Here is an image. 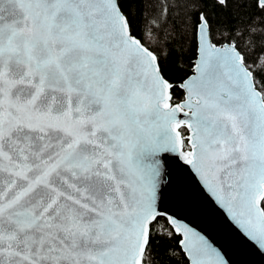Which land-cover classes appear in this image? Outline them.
<instances>
[{"label":"snow or ice","instance_id":"6c2138e0","mask_svg":"<svg viewBox=\"0 0 264 264\" xmlns=\"http://www.w3.org/2000/svg\"><path fill=\"white\" fill-rule=\"evenodd\" d=\"M190 187L264 253V0H0V264H232Z\"/></svg>","mask_w":264,"mask_h":264},{"label":"water","instance_id":"95a60500","mask_svg":"<svg viewBox=\"0 0 264 264\" xmlns=\"http://www.w3.org/2000/svg\"><path fill=\"white\" fill-rule=\"evenodd\" d=\"M164 206L198 233L211 239L227 254L232 264H264V253L243 240L223 211L198 188L190 187L186 196L179 200L169 196Z\"/></svg>","mask_w":264,"mask_h":264},{"label":"trees","instance_id":"16d2710c","mask_svg":"<svg viewBox=\"0 0 264 264\" xmlns=\"http://www.w3.org/2000/svg\"><path fill=\"white\" fill-rule=\"evenodd\" d=\"M154 11H155L154 8L150 9V12H154ZM134 12H135V23L137 24V26L142 27L144 21L141 17L140 12L135 9H134ZM225 15L230 17L231 13H226ZM184 62L185 64H187L188 62L187 55L184 57ZM173 70H174V67H173ZM180 238H181L180 235L177 234L176 240L165 241L157 249V257H158V260L161 262V264H189V260L183 252H178L177 255L172 258H170L168 255L165 254V249H167L169 246H174Z\"/></svg>","mask_w":264,"mask_h":264}]
</instances>
